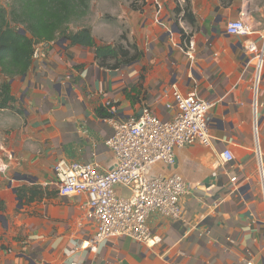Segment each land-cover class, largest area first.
Listing matches in <instances>:
<instances>
[{
    "label": "crops",
    "instance_id": "obj_1",
    "mask_svg": "<svg viewBox=\"0 0 264 264\" xmlns=\"http://www.w3.org/2000/svg\"><path fill=\"white\" fill-rule=\"evenodd\" d=\"M187 3L195 19L193 27L184 23L195 44L192 62L179 49V35L173 43L167 37V28L179 30L175 3H152L129 14L131 42L142 52L132 65L101 69L94 49L62 38L35 47L28 72L11 83L22 122L8 136L11 159L2 158L0 264H264V63L255 98V63L242 47L245 37L225 32L228 22L246 14L243 6L235 0ZM246 15L256 29L251 38L260 42L264 19L254 23ZM174 91L211 105L210 144L178 149L173 167H158L188 185L181 219L151 214L149 232L160 239L151 248L114 238L95 252L81 249L95 223L84 196H58L54 165L63 160L112 169L105 146L110 120L135 119L148 106L169 121L176 112ZM225 150L233 155L229 163L221 160ZM23 186L39 191L19 200L16 189Z\"/></svg>",
    "mask_w": 264,
    "mask_h": 264
},
{
    "label": "built area",
    "instance_id": "obj_2",
    "mask_svg": "<svg viewBox=\"0 0 264 264\" xmlns=\"http://www.w3.org/2000/svg\"><path fill=\"white\" fill-rule=\"evenodd\" d=\"M177 26L184 36L178 45L179 49L192 62L195 44L181 19L177 20ZM166 30L169 41L173 43V28ZM225 32L229 36L245 37L242 47L255 63L256 98L264 63V34L260 42L251 38L256 35V29L251 26L246 14L228 22ZM37 54L38 51L34 50L33 57ZM172 100L176 112L169 121L156 117L148 106L143 107L135 119L110 120L112 134L105 141V146L114 158L112 169L101 170L96 164L63 160L54 165L53 186L58 196H84L87 216L95 223L94 235L81 243V249L95 252L100 245L114 238H128L151 248L160 241L149 232L147 220L151 214L170 220L181 219L180 200L188 192L187 183L179 174L166 173L160 169L155 171L154 168L157 166L167 170L173 167L175 151L178 149L193 143L210 144L208 112L211 105L194 93L174 91ZM105 106L110 107V103ZM170 108L172 106L167 105V109ZM254 125H257L256 119ZM6 159H11L10 154ZM221 160L229 163L233 155L225 150ZM3 169L0 157V171ZM262 189L264 201V185ZM245 264L255 263L249 260Z\"/></svg>",
    "mask_w": 264,
    "mask_h": 264
},
{
    "label": "trees",
    "instance_id": "obj_3",
    "mask_svg": "<svg viewBox=\"0 0 264 264\" xmlns=\"http://www.w3.org/2000/svg\"><path fill=\"white\" fill-rule=\"evenodd\" d=\"M184 6L178 4L176 16L188 26L193 27L195 19L187 0ZM90 0H13L9 11L0 7V112L14 111L17 102L12 94L10 81L24 77L28 72L35 47L39 44L63 39L70 46L94 49V61L105 70H115L121 65H132L142 57V52L127 37L120 36V42L96 46L90 27H81L72 32L71 24L82 21L89 13ZM175 20V24H176ZM11 24L20 26V34ZM177 26V24H176ZM180 40L184 39L178 30ZM19 112V111H18ZM38 187H21L16 195L22 200L26 194L31 196Z\"/></svg>",
    "mask_w": 264,
    "mask_h": 264
},
{
    "label": "rangeland",
    "instance_id": "obj_4",
    "mask_svg": "<svg viewBox=\"0 0 264 264\" xmlns=\"http://www.w3.org/2000/svg\"><path fill=\"white\" fill-rule=\"evenodd\" d=\"M222 3L231 2L233 0H220ZM238 5L243 6L244 12L254 23H263L264 19V0H235ZM13 0H0L2 7L9 19V11ZM152 3H175L184 6V2L176 3L174 0H90L89 13L80 22L71 24L70 31L75 32L81 27H90L97 42L101 44H113L120 42V36L128 37L127 41L131 43V19L129 14L132 12H143L144 8L152 5ZM10 26L18 31L23 29L10 23ZM24 32V31H23ZM178 35V34H177ZM98 44V43H97ZM14 111L0 112V157L6 156L8 151V136L10 132L20 127L22 122L18 111L21 105L15 103ZM155 166L154 170L157 171Z\"/></svg>",
    "mask_w": 264,
    "mask_h": 264
},
{
    "label": "water",
    "instance_id": "obj_5",
    "mask_svg": "<svg viewBox=\"0 0 264 264\" xmlns=\"http://www.w3.org/2000/svg\"><path fill=\"white\" fill-rule=\"evenodd\" d=\"M173 32H174V33H178L179 31H178V30H175V29H173ZM19 33H20V34H22V35L24 34V32H23V31H19ZM10 83H12V81H10Z\"/></svg>",
    "mask_w": 264,
    "mask_h": 264
}]
</instances>
